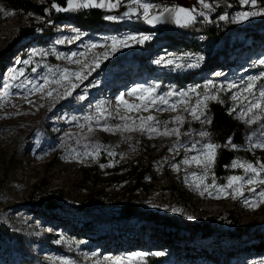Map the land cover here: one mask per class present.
<instances>
[{
	"label": "rangeland",
	"instance_id": "1",
	"mask_svg": "<svg viewBox=\"0 0 264 264\" xmlns=\"http://www.w3.org/2000/svg\"><path fill=\"white\" fill-rule=\"evenodd\" d=\"M46 1L53 0H34ZM263 1L253 8L240 0H205L210 5L205 8L199 0H141L153 5L149 19L163 14L149 24L140 4L120 0L115 8H104L106 17L117 19H105L107 26L100 29L21 12L0 20V104L17 97L14 82L28 89L35 82L44 95L31 117L0 127V223L33 239L29 253L36 264H143L148 256L167 254L161 264H219L217 258L264 264V183H247L264 180V148L255 146L264 143V39L254 38L255 32L264 34V15L236 22L241 12L264 11ZM175 7L194 10L195 20L177 22L165 11ZM224 15L227 20L220 19ZM197 21L215 25L219 37H189L185 41L193 43L186 47L182 37L165 33ZM139 34L149 39L113 46V39ZM75 38L107 41L109 47L74 70L69 66L83 59L71 46ZM217 59L223 64L217 66ZM169 60L185 66L177 69ZM171 76L187 80L178 85ZM250 77L259 79L245 91ZM128 81L133 84L123 91ZM143 89H152V96ZM121 97L144 107L129 110ZM197 101L199 120L188 111ZM211 102L246 127L243 144L228 142L236 157L226 177L217 174L216 149L207 167L191 160L204 158L207 142L200 133L211 122ZM249 165L259 175L245 171ZM134 168L150 169L142 187H135ZM234 176L241 180L229 186ZM48 196L57 198L61 209L44 206ZM129 205L142 215H123ZM154 215L180 227L148 222ZM178 228L184 235L200 231L179 242L164 237L177 235ZM5 242L0 237V264H15Z\"/></svg>",
	"mask_w": 264,
	"mask_h": 264
},
{
	"label": "trees",
	"instance_id": "2",
	"mask_svg": "<svg viewBox=\"0 0 264 264\" xmlns=\"http://www.w3.org/2000/svg\"><path fill=\"white\" fill-rule=\"evenodd\" d=\"M53 4H59L62 7H66V0H53L46 1L44 4L35 3L34 0H0V20H6L8 18L9 13L11 12H21L23 14H34L36 16H40L45 18L48 21H60L62 19H67L69 22H72L80 29H100L105 28L107 23H105L106 11L104 8H81L76 11H67L57 13L55 9L52 7ZM264 4V1H263ZM26 29L20 30V34H24ZM168 36H172L174 38L182 37L184 41H182L183 45L186 47H190L193 41H189L187 43L185 40L189 37H196L198 35H203L208 38H217L220 35V32L215 27V25L206 23L204 21H197L191 25L185 26L180 29V31L172 33L165 32ZM254 38L262 40L264 39V34L261 32H255ZM217 66L223 64V59L218 62V59L215 60ZM172 81L177 82L178 85L185 84V78H179L176 76L170 77ZM209 112L211 114V122L208 127L204 129L205 133H207L205 140L207 143H213L218 145L216 148V158H215V167L219 177H226L228 175V167L232 165L236 155L233 151H231L228 147V142L239 145L243 144L246 135V127L241 124L239 121L235 120L229 113L228 110L218 102H211L208 106ZM150 172V169H139L134 168L135 173V187L139 188L144 186L143 179L146 173ZM43 205L52 209H61L58 203L57 198H51L48 196L44 201ZM83 212L87 213L88 210H83ZM123 215L136 216L141 214L139 210L132 206H126L123 209ZM97 217L102 220L101 215L95 213ZM142 215V214H141ZM148 222L162 225L164 227H170V229L175 227H180L176 222L172 220H164L158 216H153L147 218ZM207 227V226H206ZM178 234H170V232L166 233L164 237L168 238L170 242H179L184 240H189L191 238H196L199 234L198 230H189L190 235L180 234V230L178 228ZM204 232L209 231L208 228H204L202 230ZM206 236V235H205ZM0 237L5 239L4 243L6 249L14 253L16 255L15 264H36L35 259L29 253L30 242L33 239L27 238L22 234H16L11 232L6 225L0 223ZM29 245V246H28ZM174 249L175 252L179 251L180 248ZM200 254V253H196ZM169 254L162 256H148L145 258L143 264H161L168 260ZM216 262L219 264H247L246 262L237 263L230 262L228 259L221 260L220 258L216 259Z\"/></svg>",
	"mask_w": 264,
	"mask_h": 264
},
{
	"label": "snow or ice",
	"instance_id": "3",
	"mask_svg": "<svg viewBox=\"0 0 264 264\" xmlns=\"http://www.w3.org/2000/svg\"><path fill=\"white\" fill-rule=\"evenodd\" d=\"M66 2H67V6L66 7H62L59 4H53L52 7L57 12L76 11V10L81 9V8H107L108 10H111V9L115 8L120 3V0H115V3H113L112 0H107V2H105V0H99V2H98V0H66ZM134 2L137 3V4H140V6L143 8L142 15L144 16L145 20H147V22L149 24L153 23V21H159L162 18L163 14L157 15V16H152L149 19L150 9L153 7V5L149 4V3H142L141 4V0H134ZM199 3L205 8H210V5L205 3V0H199ZM240 3L241 4H251V6L253 8L256 7V0H240ZM0 11H3V9H0ZM165 11L167 12L168 16H174L177 19V22H179L180 17H183L184 20H185V24L195 20V18H196L193 15V11L194 10H191V9H185V8H182V7H175V8H167V9H165ZM9 14H14V13H9ZM137 15H139V13H137ZM200 15H203V13H200ZM255 15H264V11H261V12H241V13H239L237 15L236 22H241V21L246 20L249 17L255 16ZM105 19L116 20L117 17H115V16H107V17H105ZM220 19L221 20H227L228 16H226V15L221 16ZM181 26H185V25L182 24ZM148 39H149L148 35H143V34L129 35V36L121 38V39H113L112 43H113L114 47H116L117 45H120V44H123L124 47H129L130 45H129L128 41H136L137 43L143 44V42L147 41ZM57 42H59V41H57ZM200 59H202V57ZM167 63H168V65H174L175 68H177V69L182 68V67L185 66L184 64H181V63H175L172 60H169ZM260 63L264 64V60L260 61ZM187 66L188 67H195L196 65L189 63ZM65 72H66V70H65ZM75 75L80 76L81 74L80 73H75ZM14 78L15 77H13V79ZM249 79H250L251 83L248 84V86L245 88V91H251L252 88L254 87L255 81L257 79H259V77H250ZM133 91L135 92L137 90L134 89ZM143 91L148 93L149 97L152 96V91H153L152 89H143ZM174 94L175 93H169L168 95H174ZM49 95H51V93H49ZM179 95L181 97H183V96L186 95V93L181 92V93H179ZM260 96L264 97V91L260 92ZM120 99H121L122 103H125V107L128 108L129 110H134V109H137V108H140V107H144V105H139V106H137V105H129L126 102L123 101V97H121ZM158 100L160 102L167 103V100L165 99L164 96L158 97ZM181 102L183 103V102H186V101H181ZM151 103L156 104L157 103V98L151 99ZM199 106H200V101H197L196 107L188 109V111H190L191 115L193 117H195L196 119H198V120L201 118L200 115H198V113H197V109L199 108ZM170 107L172 108V110H175V105H170ZM249 110H251V109H249ZM241 116H243V113H241ZM153 119H154L153 117H147V120H153ZM205 119H207L206 114H205ZM179 120H180V118H178V122H179ZM144 122L145 121H142V125H143ZM208 122H210V121H208ZM105 130H107V129H105ZM126 130H137V129H126ZM140 130H143V128L141 127ZM164 134L167 135L168 134L167 131H165ZM200 135L206 136L207 133L202 132V133H200ZM255 146L264 148V143L256 144ZM217 147H218V145H215L213 143H207L205 145L206 151L203 154L204 155L203 160L199 156H193L191 158V160L194 161L197 164V166H200V164L203 163L207 167L208 165L214 163L215 149ZM185 163H189V161L185 160ZM261 167L264 168V165H262ZM249 170H251L256 175H259V173L256 172V169L253 168L251 165H249L245 169V171H249ZM240 180H241L240 177H235V176L231 177L230 182H229V186H231L233 183L239 182ZM257 182L264 183V180L257 181L255 179H253V180H248L247 181V183H250V184H255ZM221 191H223V189ZM253 191H255V189H253ZM201 194H203V193H201ZM238 194L243 196L242 192H239ZM260 195H261V197H264V192H261ZM217 198H219V197H217ZM248 203H251V202L249 201ZM188 218L189 219H193V217H188ZM160 254L161 253H157V255H160ZM137 255L143 257L146 254L138 253ZM129 259H131V258H129ZM64 264H70V261L65 260Z\"/></svg>",
	"mask_w": 264,
	"mask_h": 264
},
{
	"label": "bare ground",
	"instance_id": "4",
	"mask_svg": "<svg viewBox=\"0 0 264 264\" xmlns=\"http://www.w3.org/2000/svg\"><path fill=\"white\" fill-rule=\"evenodd\" d=\"M126 32L127 30L125 31V34H127ZM122 37L125 36L123 35ZM71 46L76 47L75 50L77 51V57L79 58V60L83 58L74 66H69L74 70H79L82 62H87L86 59L90 57L99 56L100 52L105 51L109 47L107 41H95L94 43H86L81 38H75L72 41ZM87 65L90 66V63L88 62ZM73 79L74 78L72 77L71 80ZM34 84L35 87L33 89H28L19 86L15 82L13 83V85L11 86V91L15 93L17 97L7 99L0 104V127L12 124L18 126L19 122L23 118H29L34 114L35 108L38 107V104L41 100H43L44 102L43 91L39 88L38 84H36L35 82ZM132 84L133 81H128V85L124 84L122 90H127ZM1 86H3V84Z\"/></svg>",
	"mask_w": 264,
	"mask_h": 264
}]
</instances>
